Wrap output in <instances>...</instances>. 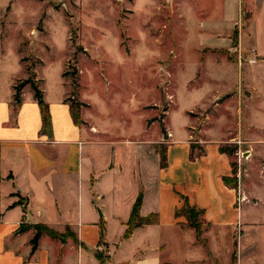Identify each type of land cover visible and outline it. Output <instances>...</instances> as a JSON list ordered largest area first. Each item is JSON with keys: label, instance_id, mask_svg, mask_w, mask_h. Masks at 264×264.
Returning <instances> with one entry per match:
<instances>
[{"label": "crops", "instance_id": "obj_1", "mask_svg": "<svg viewBox=\"0 0 264 264\" xmlns=\"http://www.w3.org/2000/svg\"><path fill=\"white\" fill-rule=\"evenodd\" d=\"M178 4L187 25L196 29L200 48L210 49L205 58L222 66L226 79L234 76L222 93L233 88L250 92L246 99L237 100L238 121L264 111V0H180ZM234 47L256 61H229L228 51ZM14 85L7 97L0 95V264H100L96 251H106L104 264H177V257L182 264H264L263 246L257 242L262 227L245 221L243 214L226 216V209H237V190L225 182L233 171L229 155L220 150L222 137L202 139L203 148L196 154L190 132L177 140L169 128L167 159L182 145L196 157L186 162L194 166L205 162L201 169L196 167L197 175L205 178L209 198L205 202L163 178L164 167L154 146L161 138L146 146L145 139L113 134L84 116L82 108L83 121L77 124L66 92L50 99L41 86L52 123L50 131L44 132L33 90L23 87L21 103L15 106ZM246 132L260 154L262 142ZM166 190L170 197H164ZM141 192L140 215L157 214L158 222L137 226L125 238ZM246 192L259 199L252 190ZM222 194L229 195L227 208ZM20 198L22 203L13 205ZM185 199L203 210L200 235L176 214ZM214 205L220 212L218 222L211 209ZM22 224L30 227L20 232ZM35 224L70 232L76 240L42 233L32 252ZM235 224L242 226L243 235L230 246L227 240L223 244L221 236L232 233Z\"/></svg>", "mask_w": 264, "mask_h": 264}, {"label": "rangeland", "instance_id": "obj_2", "mask_svg": "<svg viewBox=\"0 0 264 264\" xmlns=\"http://www.w3.org/2000/svg\"><path fill=\"white\" fill-rule=\"evenodd\" d=\"M179 2L0 0V95L7 97L12 84L32 89L35 83L50 99L64 91L70 104L81 102L80 115L82 108L84 116L111 133L145 139L146 146L161 138L154 146L168 147L169 128L177 140L190 132L196 154L201 153L202 139L222 137L221 145L233 149L227 153L232 171L234 166L236 169L230 183H237L238 211L227 210L229 195H220L226 216L243 214L245 221L262 227L256 237L263 246L260 256L264 259V111L238 121L237 100L246 99L250 92L233 88L222 93L234 76L226 79L223 67L205 58L210 49L200 48L196 29L187 25ZM228 53L229 61L253 62L235 47ZM246 130L248 136L262 142L258 146L261 155ZM181 146L172 151L163 178L175 182L177 190H187L208 202L205 178L201 179L196 169L205 162L199 161L197 166L186 162V158L195 161L196 157L191 158L192 150L189 153ZM170 196V191H164V197ZM211 209L217 221L220 212L215 205ZM179 217L190 224L185 214ZM198 217L200 235L204 218ZM236 225L234 231L230 229L232 233L221 236L223 244L227 240L230 246L240 240L243 228ZM64 234L62 241L74 240L70 232ZM101 252L106 258V251ZM176 261L182 264L179 257Z\"/></svg>", "mask_w": 264, "mask_h": 264}, {"label": "trees", "instance_id": "obj_3", "mask_svg": "<svg viewBox=\"0 0 264 264\" xmlns=\"http://www.w3.org/2000/svg\"><path fill=\"white\" fill-rule=\"evenodd\" d=\"M23 87H24V84H15L14 85V89H15L14 103H15V106H18L21 103V100H22L21 94H22ZM31 87H32V90L34 92V97L36 98V100L40 106V109H41L42 120H43L42 130L44 132H49L51 129V124H52L49 105L44 99L43 91L41 90V88L39 86H37L35 83L31 84ZM80 105H81V102H79V101H74V102H72V104H70L72 117L77 124H81L83 121L81 118V115H80ZM162 132L164 134H166L165 129H162ZM155 149H156V152L159 153V155H160L161 166L166 167L168 164V162H167L168 161V159H167V146L162 144L159 147V145H157L155 147ZM220 150L222 152H226L229 154H231L233 151V149H230V148H227L224 146H221ZM191 157L192 158L194 157L193 154H191ZM233 173H236L235 166L233 168ZM225 182L234 188L237 187V183L236 182L230 183V180L228 177L225 178ZM142 199H143V194L141 192L138 195L136 202L134 204V207H133V210H132L129 222H128V228L126 229V232L124 234L125 238L129 237L130 234L133 232V230L137 226H140L143 224H150V223L158 222L157 214H150V215L145 216V217L140 215V207L142 204ZM20 203H22L21 200H18L13 205L20 204ZM176 214H177V216L185 214L188 221L190 222L189 225L192 227H195L198 232L200 231V229H199L200 220H199L198 216L203 214L202 209H198L196 206H191L188 203L187 199H185L184 204L177 210ZM29 227H30V225L22 224L19 231L20 232L25 231ZM34 227L36 229V232L30 241L31 245H32V252H34L37 249L38 241H39V238H40L42 233H47L48 235H50L52 237H58V238H62V239L66 238V235L64 233L57 232L54 229H52V228H50L44 224H35ZM74 240H76V238H74ZM96 256L100 260V264L105 263V257L101 251H96ZM164 264H169V263H164Z\"/></svg>", "mask_w": 264, "mask_h": 264}, {"label": "built area", "instance_id": "obj_4", "mask_svg": "<svg viewBox=\"0 0 264 264\" xmlns=\"http://www.w3.org/2000/svg\"><path fill=\"white\" fill-rule=\"evenodd\" d=\"M240 56H241V55H240ZM241 57H242V56H241ZM252 61H253V62H255V61H256V59H252Z\"/></svg>", "mask_w": 264, "mask_h": 264}]
</instances>
